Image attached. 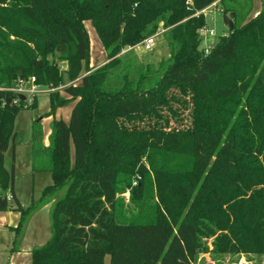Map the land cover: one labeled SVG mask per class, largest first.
Segmentation results:
<instances>
[{
	"label": "trees",
	"instance_id": "1",
	"mask_svg": "<svg viewBox=\"0 0 264 264\" xmlns=\"http://www.w3.org/2000/svg\"><path fill=\"white\" fill-rule=\"evenodd\" d=\"M229 1L0 0V212L20 214L10 228L13 253L28 217L52 202L51 238L33 249L32 264H106L107 256L108 264H195L202 239L214 236L218 253L264 255V0L257 16L200 49L208 28L201 12L221 5L225 23L232 13L235 22ZM165 13L169 57L130 74L118 56L154 35L157 24H146ZM87 21L109 62L64 96L49 93L51 115L75 103L69 122H52V183L23 208L15 194V120L26 100L13 105L10 89L32 78L58 88V62L71 81L89 70ZM118 70L125 73L113 85ZM189 105L190 125L170 129ZM38 140L34 130L32 157ZM126 185L133 217L117 199Z\"/></svg>",
	"mask_w": 264,
	"mask_h": 264
},
{
	"label": "rangeland",
	"instance_id": "2",
	"mask_svg": "<svg viewBox=\"0 0 264 264\" xmlns=\"http://www.w3.org/2000/svg\"><path fill=\"white\" fill-rule=\"evenodd\" d=\"M235 6L237 9L238 20L233 25L242 21L249 20L258 12L261 7L260 0H230L227 3L228 7ZM209 12L204 15H209L212 18L213 25L206 30L200 32V49L209 51L215 44L219 42L222 37L230 35L229 24L224 21L222 13V6H210ZM261 9V8H260ZM262 10V9H261ZM200 13H197L198 15ZM169 13L155 14L154 18L146 25L148 30L153 29L156 25V33L159 34L155 39V47L152 51H145L140 44L136 45L134 49L119 55L122 59V67H127L130 74L138 73L139 68L146 66L156 67L162 60L169 57V48L166 43V36L163 18H167ZM84 27L88 33L90 42V60L88 69L83 70L79 78L75 81L69 80L66 71L68 66L66 62H58L61 71L63 72V83L54 91H58L60 95L64 96V89L69 86H77L81 84L83 77L98 70L106 65L109 61L106 51L98 34L90 21L84 22ZM165 29V30H164ZM213 31L210 35L209 31ZM234 30V29H233ZM164 31V32H162ZM127 65V66H126ZM125 73V71L118 70L115 72L111 84H119L121 81L116 76ZM25 83V84H24ZM28 80L23 83L17 82L13 89H20L26 87ZM40 92L36 95H26V104L24 109L19 113L15 120V131L17 137L15 139V194L20 204L27 208L33 199H38L45 186L52 183L51 174L47 169L51 166L50 155L47 148L51 143L52 122L54 119H63L69 122L71 112L75 102H71L63 107L58 108L53 115L50 105L49 92L40 86ZM37 103L36 108H30ZM176 108H179L176 106ZM192 106L188 108H181L179 110V119H171L170 129H183L190 125ZM237 112V110H236ZM165 114L167 112L165 111ZM35 130L36 137L39 140L35 145V153L32 157L33 148V132ZM5 163L8 169L12 168L13 153L12 147L5 154ZM34 168L37 171H34ZM45 169V170H42ZM140 178L135 174L133 179ZM141 179V178H140ZM132 184V182H131ZM132 185L124 186V190L117 195L118 202L123 206V212L127 217H133L136 210L132 204ZM123 188V187H122ZM63 192L59 193L58 197ZM15 204V203H13ZM53 203H47L33 212L27 219L24 228L19 236L18 248L20 253L13 254L12 248L15 240H17L16 232L7 227H17L20 219V214L17 211L0 212V264H32V251L35 248L43 246L51 238V212ZM217 236L203 238V247L200 249L195 264H264V255L255 253H218L214 248V241ZM18 255V256H17ZM17 258V259H16ZM30 260V261H29ZM109 257H106V264L109 263ZM29 261V262H28Z\"/></svg>",
	"mask_w": 264,
	"mask_h": 264
},
{
	"label": "built area",
	"instance_id": "3",
	"mask_svg": "<svg viewBox=\"0 0 264 264\" xmlns=\"http://www.w3.org/2000/svg\"><path fill=\"white\" fill-rule=\"evenodd\" d=\"M215 6V5H213ZM210 7L203 10L201 13L205 14L206 12H209ZM164 32V31H162ZM209 34L212 35L213 31H209ZM159 34H154L148 38H146L143 42L140 43V46L144 48L145 51H152L155 47V39L158 37ZM132 49H134V47H129L125 50H122L120 55H124L125 53L131 51ZM208 51V50H207ZM21 83H23L24 81H20ZM25 84V83H24ZM40 86L37 85L35 83V79L32 78L28 81V83L26 84V87L22 88L20 87V89H10L13 93H15V97L12 100V104L13 105H18L21 100V97H25L26 100V95H33L36 96L39 92H40ZM46 89V91H48L49 93L53 92L54 89H48V88H44ZM2 106H5V103H2ZM137 185L136 182H133V186ZM0 196H1V189H0ZM6 200L10 203H12L14 201L13 199V195L11 194L10 191H8L6 193Z\"/></svg>",
	"mask_w": 264,
	"mask_h": 264
},
{
	"label": "water",
	"instance_id": "4",
	"mask_svg": "<svg viewBox=\"0 0 264 264\" xmlns=\"http://www.w3.org/2000/svg\"><path fill=\"white\" fill-rule=\"evenodd\" d=\"M205 17H206V23H207L208 27L212 26L213 25L212 18L209 15H206ZM234 17H235V15H234V13H232L230 15L231 21L229 23L230 32H232L234 29V25H233ZM21 100H25V97H21Z\"/></svg>",
	"mask_w": 264,
	"mask_h": 264
},
{
	"label": "crops",
	"instance_id": "5",
	"mask_svg": "<svg viewBox=\"0 0 264 264\" xmlns=\"http://www.w3.org/2000/svg\"><path fill=\"white\" fill-rule=\"evenodd\" d=\"M260 2H261V0H260ZM261 9H262V2H261V7H260ZM259 8V10H258V12L257 13H255V15H253L252 17H255V16H257L258 15V13L261 11V9ZM5 167L6 168H8L7 166H6V163H5ZM21 206L23 207V205L21 204ZM24 208V207H23ZM19 222V221H18ZM7 228H14V227H7ZM21 252V249L20 250H18L16 253H20ZM15 252L13 253V254H16ZM18 256V255H17ZM17 259V258H16ZM30 261V260H29ZM28 261V262H29Z\"/></svg>",
	"mask_w": 264,
	"mask_h": 264
}]
</instances>
